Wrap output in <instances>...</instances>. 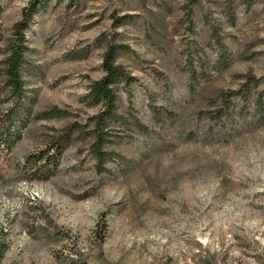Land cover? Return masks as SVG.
<instances>
[{
  "label": "rangeland",
  "instance_id": "rangeland-1",
  "mask_svg": "<svg viewBox=\"0 0 264 264\" xmlns=\"http://www.w3.org/2000/svg\"><path fill=\"white\" fill-rule=\"evenodd\" d=\"M31 1L0 0V264H264V0H42L19 101L3 60ZM110 43L135 77L119 112L149 131L118 126L99 172ZM72 125L57 165L27 164Z\"/></svg>",
  "mask_w": 264,
  "mask_h": 264
},
{
  "label": "trees",
  "instance_id": "trees-1",
  "mask_svg": "<svg viewBox=\"0 0 264 264\" xmlns=\"http://www.w3.org/2000/svg\"><path fill=\"white\" fill-rule=\"evenodd\" d=\"M42 0H32L28 7L23 10L22 18L15 23L12 31L11 41L8 45L5 58L3 60V75L5 84L10 90L11 96L15 100H22L25 95V83L23 80V66L25 63V54L29 50L26 45V31L38 12ZM131 18L129 15L123 17ZM120 50H127L125 45L110 43L103 56L102 69L104 75L101 79L95 81L86 96L91 105L101 106L97 114L90 117L93 127L90 131L92 141L89 149L92 157L96 161V169L103 172L107 163L114 156L113 152L106 149L113 136H117L118 126L126 131L127 128L135 126L140 132L148 133L149 129L139 119L129 115L125 117L119 112L118 99L120 86H129L135 82V77L117 61V54ZM58 109L41 113L40 118H49L60 116ZM80 125H72L70 132L59 137L50 145L48 150L42 152L39 156L28 157L27 164L35 166L36 169L44 170L50 164L57 165L58 159L72 141L73 131L80 129ZM14 132L12 125L0 127V140L7 141L12 138ZM51 152H54L53 154Z\"/></svg>",
  "mask_w": 264,
  "mask_h": 264
}]
</instances>
